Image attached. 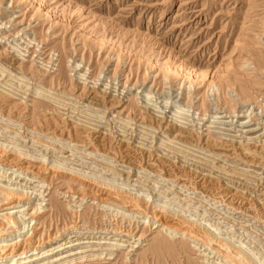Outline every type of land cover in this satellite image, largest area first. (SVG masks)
I'll return each instance as SVG.
<instances>
[{
    "label": "rangeland",
    "instance_id": "1",
    "mask_svg": "<svg viewBox=\"0 0 264 264\" xmlns=\"http://www.w3.org/2000/svg\"><path fill=\"white\" fill-rule=\"evenodd\" d=\"M0 104V187L23 200L0 246L26 253L0 264H233L165 217L264 264V0H0ZM125 143L263 213L130 170Z\"/></svg>",
    "mask_w": 264,
    "mask_h": 264
},
{
    "label": "bare ground",
    "instance_id": "2",
    "mask_svg": "<svg viewBox=\"0 0 264 264\" xmlns=\"http://www.w3.org/2000/svg\"><path fill=\"white\" fill-rule=\"evenodd\" d=\"M0 112H2L1 107H0ZM89 130H87V128H86V131L79 134L80 136L78 137V140H79L78 142L83 144L85 142V141L83 142L84 137H87L91 142H93L94 147L97 150L104 152L106 150V148H108V146L106 145L107 143H105L104 137L102 135L97 136L96 134L91 132V130L90 131ZM75 136H77V135L75 134ZM116 154H118L120 162L122 164H126L130 170L135 169L138 173L140 171H143V170L148 172V173H154L155 168L151 169V167L149 168V166H145V164L147 163L146 161H148L147 159L151 156L148 153H144V150L133 147V146L125 143L116 149ZM153 158H154L153 159L154 162H152V163H153V165H155V167H157L155 169L158 171L157 174L162 175V177L168 179V181H173L175 178H179L180 180L183 179V183H182L183 187H186V188L189 187L190 188L192 186V184H194L195 189H197L198 191H200L202 194L206 195L207 197H210L213 200L219 199L220 202H222V203L228 202V205H232V204L236 205V207H238L237 209L240 208V209L244 210L246 213L251 214L252 216H254L257 219H259L260 218L259 216L263 213V212L261 213V209H259V207H257V205L254 202L252 203L251 198H249L248 196L245 197L242 194L237 193L236 191H235L236 193H231L229 191L230 189L226 187L227 186L226 184H222L220 182V180L215 181L213 179L206 177L203 172L198 173L197 172L198 168L197 169H191L192 168L191 166L187 167L186 162H182V164L178 165V163L177 164L172 163L171 161H168L167 159H165L162 156H160V157L154 156ZM115 173H116V171H115ZM127 178H129V174H127ZM141 185H143V183ZM109 187L113 190H116V194H118L117 196H122V198L126 204H132L133 207L137 206V208H138L140 203L141 202L143 203V201H145L141 198L139 199L136 195H134L131 192H128L126 190L122 191V189L113 187L112 185H110ZM0 196H1L0 203L5 202L6 203L5 205L11 207V208H9V210L17 207V205L23 201L21 198L22 194L20 195L19 192L17 194L16 191L13 192L12 190L5 189L3 187L2 188L0 187ZM117 196L115 195V198ZM117 198H119V197H117ZM161 209L165 210L164 208H161ZM167 214L171 215L172 219L174 216H177L175 213H172V212H168ZM178 217H179V215H178ZM161 219H163V220H160V218H156L157 221H162V224L164 226H167L168 229H174V230L176 229L178 232H180L185 237L188 236V238H189V236H190V237L195 238V240L197 239V241L198 240L201 241L202 244L211 248V250L213 252L223 255V257L225 259L232 261L233 264H243V263L244 264H255L254 262L250 261L245 254L242 253L240 248L234 247V245L232 246L227 240L219 238L217 236H211V234H208L209 231L206 232L204 230L201 231L199 229L194 230V226L196 224L195 223L193 225L192 223H194V222L190 223L189 221L188 222L185 221L187 223V224H185L182 221L183 219L181 220V219L177 218L176 221L171 220L168 222L166 221V223L165 222L163 223V221H165L164 219H166V217L161 218ZM0 223H1L0 224V232L5 233L6 232L5 231L6 226H13V227L19 229V227L17 226V222H16L15 217L13 218L11 215H8V214L0 215ZM184 224L186 226L185 228L183 226ZM196 227H197V225H196ZM3 235H6V234H3ZM8 246H10V247H8ZM0 253H2L5 257H9V258L10 257L11 258L17 257V256L20 257V256H23L24 254H26L24 249L21 250V245H19L17 243L15 245H12V246L11 245L0 246Z\"/></svg>",
    "mask_w": 264,
    "mask_h": 264
}]
</instances>
